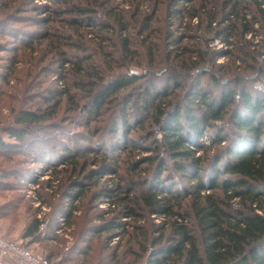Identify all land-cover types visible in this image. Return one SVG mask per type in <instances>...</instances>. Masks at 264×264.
<instances>
[{"label": "rangeland", "instance_id": "374dc122", "mask_svg": "<svg viewBox=\"0 0 264 264\" xmlns=\"http://www.w3.org/2000/svg\"><path fill=\"white\" fill-rule=\"evenodd\" d=\"M202 1L0 0V137L8 142L4 143L5 147H0V234L4 238L22 241L30 249L47 255L57 264H128L131 257H125V253L129 246L138 250L132 232L138 227H145L151 236L155 234L153 226H157L162 220L156 212L143 210L139 214L145 216L140 220L126 217L119 203L121 199L102 194L107 190L116 191V183L124 190H117L123 199L147 190L149 181L152 180L151 171L147 174L148 178L137 181L136 187L131 188L127 178L130 174L127 153L122 154L119 149L121 145L114 147L111 141L121 133V129L114 133L111 121L120 123L123 104L119 102L115 112L110 113L105 109L100 117H91L83 111L89 97H85L82 85L84 81L87 84L91 80L73 73L74 63L71 59L90 56V62L100 67L105 80L124 75L130 69L139 73L148 72L149 74L140 77L131 92L134 101L139 105L144 104L147 89H157L158 85L161 86L167 80V75L174 71L165 62V53L170 44L167 37L169 30L178 36L188 35L183 44L192 45L198 42L202 46H209L212 59H215L217 64H227L226 66L233 68L235 72V67L230 65L231 58L222 56L232 46L217 36L216 29L209 31L206 18H191L187 11L186 16L179 19L180 17L173 13L178 9L177 6L191 8L193 5L199 6ZM206 1L210 3L211 8L215 7L217 19L212 26L218 28L225 21L220 10L226 0ZM85 10L90 12L87 14ZM113 11L124 13L126 16L127 29L124 34L128 36L133 51L127 58L123 55L121 30L112 16ZM248 12V17H254L256 20L257 31L246 38L253 44L251 50H257V65L264 66V25L254 7ZM91 20L105 26L90 25ZM151 45L153 47H150ZM150 48L156 50V64L153 66L150 62ZM63 51L66 52L64 60ZM110 63H114L113 67ZM84 64L86 66L87 62ZM215 72L223 73L219 70ZM200 74L203 73H184L178 76L185 85L198 80L200 85L204 84V91L212 93L213 99L218 98L221 88L227 87L228 84L234 86L232 81L237 79L229 77L227 83L216 85L213 84L210 74ZM245 75L241 77V82L248 83L249 92L264 96V70L258 74L250 72ZM66 89H69L82 105L81 111L73 113L69 110L70 101L65 95ZM237 89L236 104L242 106V95L239 91L241 88L237 86ZM180 92L184 95L183 102H186L188 95L183 94V90ZM138 93H141V97ZM52 99L61 103L53 117L29 128H23L26 136L22 141L10 136L8 129L16 127L15 116L25 109L44 111L43 109H47L52 103ZM137 106L130 103L126 109L128 120L134 125L137 124ZM262 116L264 117V113ZM87 121H90V125ZM181 121H184L183 117ZM213 132L207 131L200 142L210 145V135ZM144 136L146 135L134 129L130 138L139 142ZM153 136L162 141L164 134L156 126ZM150 142L151 140L143 141V146H149ZM227 144L228 142L224 146ZM92 149L103 152L102 156L111 160L110 166L100 161L90 164L88 169L99 175L96 179L99 183L91 187L83 198L73 203L77 209L71 217V224H68V221L64 220L66 214L63 209L72 208V198L67 193L72 184H69L65 175L61 179L63 172L56 173L66 166L65 161L59 160L72 153H94ZM149 153L141 152V156ZM94 156L89 155L91 158ZM116 163L120 165L117 166ZM142 167L147 168L148 164L142 163ZM171 171V178L178 181L179 186L188 184L186 178L177 176L173 169ZM84 174L77 179L85 184ZM203 176L208 174L203 173ZM92 184L93 182L90 185L94 186ZM35 216L44 224L43 229L41 226L39 228L40 237H23L26 226ZM115 219L118 221H114ZM106 228L112 230L108 231ZM147 246L146 255L152 247L149 242ZM84 253L88 258L82 260ZM51 254L53 256H50ZM114 254L117 255V262L113 259ZM145 261L146 258L142 264H145Z\"/></svg>", "mask_w": 264, "mask_h": 264}, {"label": "trees", "instance_id": "16d2710c", "mask_svg": "<svg viewBox=\"0 0 264 264\" xmlns=\"http://www.w3.org/2000/svg\"><path fill=\"white\" fill-rule=\"evenodd\" d=\"M211 7L209 2L203 0L199 6L193 5L191 8L177 6L178 9L173 13L179 19L184 18L187 11L191 18H206L209 31L216 29L217 36L232 46L222 56L231 58L230 65L235 67V72L227 64H217L212 59L209 46H202L198 42L183 44L188 35L178 36L169 30L167 37L170 44L165 53V62L174 71L167 75V80L161 86L158 85L157 89H147V98L144 104L139 105L131 92L140 77L149 74L148 72L139 73L130 69L124 75L105 80L100 67L90 62V56L71 59L74 63L73 73L91 80L87 84L84 81L82 85L85 97H89L83 111L91 117H100L105 109L110 113L115 112L118 103L123 104L120 123L111 121L114 133L118 129H121V133L111 141L114 147L121 145L119 149L122 154L127 153L130 170L127 178L131 188L136 187L137 181L148 178L147 174L151 171L149 188L136 192L134 196H130L132 198L128 196L123 199L120 196L117 190H124L119 183H116V191L106 188L107 191L102 192L111 198L121 199L119 203L126 217L143 219L145 214L139 212L147 209L162 218L160 224L153 226V236L145 227H138L132 232L138 250L129 246L125 253V257H131L128 264H142L144 258L145 264H264V96L251 94L247 89L248 83L241 82L243 75L245 77L250 72L258 74L264 70V66L257 65V50H251L253 44L246 38L257 31L255 18L248 17V11L252 7L261 16L264 25V0H226L220 10L225 21L218 28L212 26L217 13L215 7ZM89 12L90 10H85V13ZM112 16L121 30L122 51L124 58H127L133 51L128 36L124 34L127 29L126 16L116 11L112 12ZM89 24L105 26L92 20ZM144 25L147 29V25ZM194 39L197 40L196 37ZM57 43L61 45L60 42ZM155 51L149 49L152 66L156 64ZM65 54L63 51V60ZM110 65L113 67L114 63ZM201 68L203 70L199 71ZM201 72L210 74L216 85L227 83L225 80L229 77L237 79L232 81L234 86L228 84L221 88L218 98L213 99L212 93L204 91V84L200 85L197 78L196 82H189L187 85L179 80L178 74L197 75ZM237 86L241 88L242 106L236 104ZM180 90L188 95L186 102H183L184 95ZM65 95L70 101V111L74 113L82 108L69 89H66ZM138 96L141 97V93ZM52 100H49L52 103L44 111L25 109L15 116L16 127L8 129L10 136L22 141L26 136L23 128L53 117L61 103L59 100ZM130 103L138 105L135 112L138 116L136 125L128 120L126 109ZM87 124L90 125V121ZM156 126L164 134L162 141L153 136ZM134 129L146 135L141 142L130 138ZM209 130L214 131L210 135V145L200 142L201 137ZM149 140V146L144 147L143 141ZM226 142L228 144L224 146ZM4 143L8 142L0 137V147H5ZM92 151L94 153L91 154L95 155L93 158L89 157V152L83 151L80 154H68L59 160L65 161L66 166L56 173L63 172L61 179L67 176L69 184H72L67 190L72 198V208L63 209L66 214L64 220L68 224H71V217L77 209L73 203L99 183L96 180L99 175L88 169L90 164L100 161L110 166L111 160L102 156L103 152L99 149ZM141 152L150 153L141 156ZM142 163L148 164V167H142ZM172 169L177 176L186 178L188 184L179 186L178 181H173ZM203 173L208 176H203ZM82 174L86 176L85 184L77 179ZM91 182L94 186L90 185ZM41 223L37 216L33 217L26 226L23 237L39 238ZM148 242L152 247L146 255ZM82 256V260L88 258L85 253ZM116 257L114 254V261Z\"/></svg>", "mask_w": 264, "mask_h": 264}, {"label": "built area", "instance_id": "2783aa9c", "mask_svg": "<svg viewBox=\"0 0 264 264\" xmlns=\"http://www.w3.org/2000/svg\"><path fill=\"white\" fill-rule=\"evenodd\" d=\"M40 226L43 229L44 224ZM0 264H57V262L30 249L22 241L7 239L0 234Z\"/></svg>", "mask_w": 264, "mask_h": 264}, {"label": "water", "instance_id": "95a60500", "mask_svg": "<svg viewBox=\"0 0 264 264\" xmlns=\"http://www.w3.org/2000/svg\"><path fill=\"white\" fill-rule=\"evenodd\" d=\"M203 69L201 68L199 71H202ZM225 82H226V80H225Z\"/></svg>", "mask_w": 264, "mask_h": 264}]
</instances>
